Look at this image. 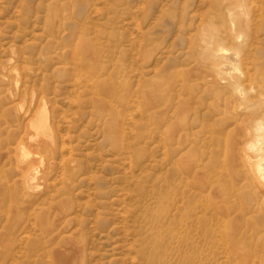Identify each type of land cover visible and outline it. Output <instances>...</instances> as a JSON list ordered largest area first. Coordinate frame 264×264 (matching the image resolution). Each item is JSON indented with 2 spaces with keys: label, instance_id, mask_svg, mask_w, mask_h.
I'll list each match as a JSON object with an SVG mask.
<instances>
[{
  "label": "rangeland",
  "instance_id": "374dc122",
  "mask_svg": "<svg viewBox=\"0 0 264 264\" xmlns=\"http://www.w3.org/2000/svg\"><path fill=\"white\" fill-rule=\"evenodd\" d=\"M257 121L264 0H0V264H264Z\"/></svg>",
  "mask_w": 264,
  "mask_h": 264
},
{
  "label": "bare ground",
  "instance_id": "6f19581e",
  "mask_svg": "<svg viewBox=\"0 0 264 264\" xmlns=\"http://www.w3.org/2000/svg\"><path fill=\"white\" fill-rule=\"evenodd\" d=\"M230 13V12H229ZM230 15V14H229ZM230 17V16H229ZM239 36V35H238ZM218 45V44H217ZM219 46V45H218ZM218 49H217V52L216 51H214V52H216L215 53V55H217L220 59L221 58H225V62L227 63V61H230L231 62V60L228 58V56H229V54L227 53L228 51H227V49H223V48H221V47H217ZM214 50V49H213ZM235 59V58H234ZM233 59V62H235V60ZM219 67H217V70L220 72V73H225V71L226 70H228L229 68L228 67H221L220 66V63H219V65H218ZM228 68V69H227ZM235 68V67H234ZM230 70V69H229ZM228 70V71H229ZM224 80H226L225 78H224ZM230 82V81H229ZM40 104V103H39ZM45 104V103H44ZM40 106H42V105H40ZM45 108V107H44ZM41 109V110H40ZM39 110H38V112H37V117H35V123L32 125V128H33V130L35 131V133H37V134H40V135H46V136H49V137H51V131H52V124H51V122H49V121H51V117L47 114V111L46 110H44V109H42V108H40ZM47 109V108H46ZM49 112V111H48ZM35 115V114H34ZM44 117V118H43ZM37 118H39V119H42V121H43V119H44V123L42 124L41 122H39V121H37L38 119ZM37 119V120H36ZM259 120V119H258ZM254 121H256V120H254ZM263 121V120H262ZM248 129V128H247ZM255 138V142H253L252 140H251V138ZM31 139V137H28L27 139H26V141H25V145L27 146V147H29V146H33V147H42L43 149H45V150H49V148L47 147V146H45L46 144L44 143V142H40V141H36V140H34V141H31L30 140ZM245 140H249V142H245V145H246V147L245 148H242L241 149V151L242 152H244V150H246V149H248V150H252V151H255V153H256V160L254 161V163L256 162V165H255V174H256V178H257V182H258V184H260V186L264 189V125H263V123H261V122H259V121H257V122H255L253 125H252V127H251V129L249 130H245L244 132H243V137H242V142L243 141H245ZM231 143H232V141H231ZM238 143H241V140L239 141V139L238 138H234V141H233V143L231 144V145H233L234 147L236 146L237 147V145H238ZM25 145H24V147L23 146H19V145H16L17 146V148L20 150V152H21V155H19L20 156V162L18 163V176H19V179L17 180V182H18V185L20 186V189L21 190H23V193H24V197H25V199H29L28 197H29V193L30 192H35V191H37L38 189V185H37V182L35 181V180H37L38 178H41V180H43L44 181V179H45V176H46V172L44 171V169L42 170V169H39V167H40V165L42 166V161H41V157H39L35 152L34 153H30V151H27V149H26V147H25ZM16 146H15V148H14V150L16 151ZM233 149H235V148H233ZM240 149V148H239ZM243 154V153H242ZM245 154H246V152H245ZM247 155V154H246ZM244 157H245V155H244ZM249 158H251V157H249ZM249 158H245L246 160H248ZM18 159V158H17ZM17 159L15 160V161H17ZM252 159V158H251ZM10 160V159H9ZM38 160H40V161H38ZM14 161V160H13ZM13 161H11L10 160V162H13ZM38 161V162H37ZM251 161V160H250ZM34 163H36L37 164V166L36 165H33ZM40 163V164H39ZM39 164V165H38ZM250 164V163H249ZM17 166V165H16ZM36 166V167H35ZM248 166V165H247ZM254 166V165H253ZM49 167V166H48ZM17 168V167H16ZM40 168H42V167H40ZM47 168V167H46ZM49 170H50V168H48ZM251 169V168H250ZM254 170V169H253ZM252 170V171H253ZM250 172V171H249ZM254 172V171H253ZM252 172V175L254 174ZM48 174V173H47ZM40 175V176H39ZM17 176V175H16ZM254 180H255V178H254ZM261 191H263V190H261ZM27 202V201H26ZM34 205V204H33ZM167 205V204H166ZM160 209H159V216H157L155 219H154V223H156V224H158L159 222H157V221H159V220H161V223H162V213H163V209L165 210V207H163L162 208V206L161 207H159ZM57 209V208H56ZM50 210V209H49ZM136 210V209H135ZM149 210V209H148ZM154 210V209H153ZM155 211V210H154ZM151 212H153L152 210H151ZM158 212V211H157ZM156 212V213H157ZM149 213V212H148ZM154 213V212H153ZM153 213H150V215H152ZM164 213H165V211H164ZM163 213V214H164ZM53 216H55V215H53ZM64 216V215H63ZM53 218V217H52ZM49 220V219H48ZM52 221V220H51ZM49 222V221H48ZM48 224V223H47ZM163 224V223H162ZM40 231L42 232V230L44 229V226L42 225V223H40ZM158 226V225H157ZM157 226H156V228H157ZM160 228V227H159ZM58 229V228H57ZM56 229V230H57ZM157 230V229H156ZM161 230V229H160ZM160 230H157V233H158V235H157V237L156 238H158V236H159V232L158 231H160ZM141 231V230H140ZM150 230H148V232H149ZM154 232H155V230H154ZM150 233V232H149ZM161 233V232H160ZM150 236V235H149ZM156 236V235H155ZM155 236H153V240L155 241H153L154 243H155V246H156V249H154V247H152L151 249L149 248V247H147L146 249L145 248H141V250L139 251V254H140V256H147V257H150V258H154V259H156V261H158L159 260V253H160V250L164 247V246H166V245H164V239L162 238V237H159V240H155ZM168 240V239H167ZM63 242V241H62ZM169 242V241H168ZM165 243H167V242H165ZM63 245V244H62ZM153 245V244H152ZM130 246V245H129ZM134 247H135V245H134ZM166 247H168V246H166ZM165 247V248H166ZM135 249H136V247H135ZM162 252V251H161ZM55 256V255H54ZM163 256H164V254H163ZM163 256H161L160 255V257H163ZM56 260H59L58 261V264H63L65 261V263L66 264H68L67 263V260H69L70 259V256L69 255H57V258L56 257H54ZM165 258H167L166 256H165ZM163 259V260H166V259ZM57 262V261H56ZM165 262L163 261V263L162 264H164Z\"/></svg>",
  "mask_w": 264,
  "mask_h": 264
}]
</instances>
